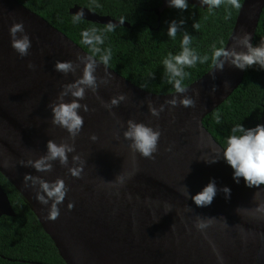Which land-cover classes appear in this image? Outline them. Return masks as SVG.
<instances>
[{"label":"water","instance_id":"water-1","mask_svg":"<svg viewBox=\"0 0 264 264\" xmlns=\"http://www.w3.org/2000/svg\"><path fill=\"white\" fill-rule=\"evenodd\" d=\"M160 1L161 5L152 9L158 21L164 10L172 8L168 0ZM188 2L201 6L200 0ZM263 10L264 0H244L225 48L232 47L242 30L251 34L254 46ZM70 13H83L80 18L105 25L130 26L127 21L121 24V20L83 6L75 5ZM21 21L32 45L23 58L12 48L9 33L11 25ZM241 50L246 49L237 48ZM78 54L91 55L18 0H0V172L26 199L65 263L264 264V220L249 211H236L254 209L264 202V186L249 188L243 178L237 183L234 170L222 158L212 164L205 161L216 158L217 150L222 156L224 147L203 120L241 84L246 70L226 64L221 72L213 66L180 94V98L192 97L194 108L166 106L156 118L148 101L159 108L176 93L149 92L108 66L110 82L101 85L98 94L87 91L86 99L80 101L95 109L87 113L80 110L84 126L75 140V153H69V167L73 166V155L79 154L86 161L80 177L71 176L58 161L49 173L20 165L21 160L45 155L49 140L72 143L65 129L51 123L49 104L83 71L81 65L75 75L65 76L55 71V63L75 62ZM30 62L35 69L28 67ZM96 75L98 79L105 76L103 64ZM225 81L229 82L227 87ZM121 94L127 99L111 112L102 106V101L110 102ZM65 99L70 102L72 98ZM129 119L161 131L155 160L133 154L129 148L130 141L123 136ZM261 121L264 125V117ZM92 135L98 138L95 142ZM169 147L172 150L166 151ZM26 174L48 182L60 178L69 188L55 221L45 219L51 201L41 205L35 199V189L25 187ZM118 174L131 175V179L123 187H114L111 181ZM213 179L218 191L211 205L199 207L182 195L183 185L195 196ZM224 187L230 188V198L221 191ZM256 192L260 195L253 199ZM70 203L74 204L72 210ZM165 204L172 206L168 213ZM3 215L15 216L16 212L0 184V217ZM198 216L215 219L201 231L195 226Z\"/></svg>","mask_w":264,"mask_h":264},{"label":"trees","instance_id":"trees-1","mask_svg":"<svg viewBox=\"0 0 264 264\" xmlns=\"http://www.w3.org/2000/svg\"><path fill=\"white\" fill-rule=\"evenodd\" d=\"M32 11L45 17L85 51L99 59L104 50L111 49L109 67L128 80L149 92L167 94L175 92L168 82L163 60L169 55L181 52L185 33L192 37L191 47L200 56L209 60L186 68L189 75L185 87L199 79L212 67L213 45L225 47L235 26L240 9L226 3L219 8L207 7L188 2L186 11L174 7L164 10L160 21L152 10L161 5L160 0H18ZM244 0H239L241 6ZM75 5L87 7L101 15H109L130 23V26H116L107 31V26L71 14ZM185 23L175 39L167 35L172 21ZM199 23L195 30L194 23ZM95 29L104 38L99 45L101 53L94 54L82 43V33ZM264 41V10L256 32L254 46ZM219 115L220 122L216 117ZM264 117V69L258 65L246 69L241 84L216 109L203 120L205 127L225 148L232 128L242 124L246 129L262 125ZM0 184L7 191L15 216L0 217V264H66L54 241L44 231L36 215L23 195L0 172Z\"/></svg>","mask_w":264,"mask_h":264},{"label":"clouds","instance_id":"clouds-1","mask_svg":"<svg viewBox=\"0 0 264 264\" xmlns=\"http://www.w3.org/2000/svg\"><path fill=\"white\" fill-rule=\"evenodd\" d=\"M227 4L235 9H240L241 4L239 0H200L201 6H207L211 11L216 8ZM170 7H174L181 11L188 9V0H168ZM83 13L77 15L74 19L78 22L80 16ZM121 24L124 20L120 21ZM185 22L181 20L179 23L172 21L168 27L167 35L170 38L175 39L178 31L182 28ZM117 25L109 23L107 31H113ZM195 30H199L200 24L194 23ZM11 37V46L19 54L21 58L29 55L31 48V40L26 34L23 22H14L9 29ZM82 43L87 45L92 53L98 54L102 52L99 45L104 44V38L102 35L97 34L95 29L86 30L82 33ZM192 37L185 33L181 42V52L175 56L169 55L163 60L165 73L168 77V82L174 86L175 95L173 98L166 100L159 108L155 107L151 100L148 101V107L153 117L159 118L161 112L165 110L166 106H171L174 109L178 106L185 108H194L196 106L195 100L190 96H183L180 98V94L186 93L187 89L184 85L185 78L189 75L185 71L186 68H193L198 63L203 64L209 60L207 55L200 56L195 49L190 45ZM237 48L246 49L237 51ZM112 58L111 49L103 51V54L99 57V62L93 55H77V60L55 63V71L60 72L67 76L68 74L75 75L77 70L83 65L82 75L78 77L73 83L66 84L62 87V91L59 93L57 100L49 104V108L52 111L51 123L54 126H58L67 131L68 138L72 143L67 141L57 144L56 142L49 140L47 142V153L33 160L27 161L21 160L19 163L24 167H32L37 172L49 173L53 171V162L58 161L61 166L68 168V172L71 176L79 178L83 172L86 161L81 159L79 154L73 155L72 167H69V153H75V140L81 133L84 126V117L80 115V110L84 112L95 111L90 109L87 104H81L80 101L86 99L87 91H91L92 94H98V89L101 85H107L110 82L111 74L108 72V65ZM212 64L215 70L223 71L225 65L234 66L240 70H246L249 67L259 66L264 69V41L258 46H253L251 43V34L243 32L242 35H238L234 38L232 47H216L213 45V52L211 56ZM100 64L105 67V76L102 78L97 77L96 72ZM30 69H35V65L31 62L28 64ZM215 73H213V79H215ZM225 81V86H228ZM215 91V88H213ZM196 95L199 92L196 91ZM71 97L70 102H66V97ZM99 98V97H98ZM127 98L121 94L118 97H114L110 102H101L102 106L107 108L110 112L113 107H118L119 104L125 101ZM143 106V102H141ZM217 123L220 122L219 115L216 117ZM123 127V125H121ZM232 133L228 137L226 147L223 149L222 156L221 151L217 150L218 155L211 160L205 159L209 164L218 162L221 158L226 161L228 165L234 170V179L239 183L243 178L245 184L249 188H261L264 186V125H257L254 128H245L242 124H238L232 128ZM161 131L156 128H152L144 123H138L133 119L127 121V129L124 131L123 136L126 140L130 141L129 148L133 154L138 153L145 159L155 160V153L159 151V141L161 137ZM92 141H96L98 138L95 135L90 137ZM117 139H119V133H117ZM169 147L166 151H171ZM131 179V175L118 174L114 181H111L114 187H123L127 180ZM25 187H32L35 189V199L44 206H51L48 209V215L45 217L47 220L55 221L60 216V208L69 188L66 186L63 179L57 178L53 182H48L39 176H32L26 174L24 177ZM216 182L213 179L203 190L192 196L186 185H183L182 195L186 198H190L199 207H205L211 205L215 196L217 195ZM226 195V198H230L231 190L228 187L221 189ZM260 193H254L253 199H257ZM131 199V197H129ZM74 204L68 205L69 210H72ZM167 213L172 210L170 204H165ZM237 213L242 211H249L257 219L264 220V202L259 203L254 209L237 208ZM215 218H202L197 217L196 228L203 231L206 229L211 220ZM174 229V224L172 230ZM222 259V258H220Z\"/></svg>","mask_w":264,"mask_h":264}]
</instances>
